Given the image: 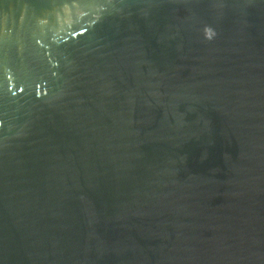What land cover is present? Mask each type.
<instances>
[{"label": "water", "instance_id": "1", "mask_svg": "<svg viewBox=\"0 0 264 264\" xmlns=\"http://www.w3.org/2000/svg\"><path fill=\"white\" fill-rule=\"evenodd\" d=\"M0 264H264V0H0Z\"/></svg>", "mask_w": 264, "mask_h": 264}]
</instances>
